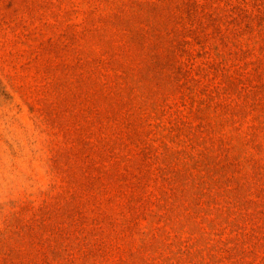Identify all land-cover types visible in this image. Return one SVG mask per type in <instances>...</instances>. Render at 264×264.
<instances>
[{"label":"rangeland","instance_id":"obj_1","mask_svg":"<svg viewBox=\"0 0 264 264\" xmlns=\"http://www.w3.org/2000/svg\"><path fill=\"white\" fill-rule=\"evenodd\" d=\"M262 13L0 0V264H264Z\"/></svg>","mask_w":264,"mask_h":264},{"label":"trees","instance_id":"obj_2","mask_svg":"<svg viewBox=\"0 0 264 264\" xmlns=\"http://www.w3.org/2000/svg\"><path fill=\"white\" fill-rule=\"evenodd\" d=\"M238 10L241 11V9H238ZM243 11L246 12L245 10H243ZM261 21H264V13H262Z\"/></svg>","mask_w":264,"mask_h":264}]
</instances>
